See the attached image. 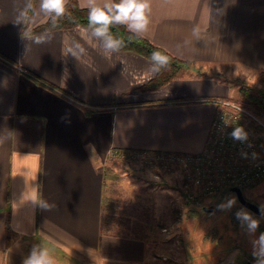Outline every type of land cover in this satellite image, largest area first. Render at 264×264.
I'll use <instances>...</instances> for the list:
<instances>
[{
	"label": "crops",
	"instance_id": "obj_1",
	"mask_svg": "<svg viewBox=\"0 0 264 264\" xmlns=\"http://www.w3.org/2000/svg\"><path fill=\"white\" fill-rule=\"evenodd\" d=\"M149 3L140 34L190 62L155 89L140 88L157 72L146 57L105 51L83 25L31 32L50 15L40 0H0V264L36 246L53 264L71 263L52 248L80 264H145L146 242L105 195V160L199 153L215 99L235 90L225 77L264 70V0Z\"/></svg>",
	"mask_w": 264,
	"mask_h": 264
},
{
	"label": "rangeland",
	"instance_id": "obj_2",
	"mask_svg": "<svg viewBox=\"0 0 264 264\" xmlns=\"http://www.w3.org/2000/svg\"><path fill=\"white\" fill-rule=\"evenodd\" d=\"M225 78L235 89L229 98L241 104L247 101L239 90L242 86L264 94L259 71ZM254 114L264 124V111ZM253 126L264 156V132L256 123ZM176 162L164 153L125 152L108 157L103 165L105 195L120 214L125 212L119 217L126 223V232L146 242L145 264H226L236 251L243 264L252 260L264 264V215L239 203L234 192L226 194V187L200 193ZM241 190L264 209V175ZM209 205L211 213L189 212ZM30 243L43 244L39 239Z\"/></svg>",
	"mask_w": 264,
	"mask_h": 264
},
{
	"label": "built area",
	"instance_id": "obj_3",
	"mask_svg": "<svg viewBox=\"0 0 264 264\" xmlns=\"http://www.w3.org/2000/svg\"><path fill=\"white\" fill-rule=\"evenodd\" d=\"M215 103L217 108L204 148L196 154H167L178 161L184 177L200 193L227 186L243 188L264 175V156L253 123L261 132L264 124L238 101L221 98ZM186 196L192 198L190 193Z\"/></svg>",
	"mask_w": 264,
	"mask_h": 264
},
{
	"label": "trees",
	"instance_id": "obj_4",
	"mask_svg": "<svg viewBox=\"0 0 264 264\" xmlns=\"http://www.w3.org/2000/svg\"><path fill=\"white\" fill-rule=\"evenodd\" d=\"M113 2L118 3L119 0H113ZM88 12H89V8L79 7L75 2V0H68L66 3V12L63 16L54 19L53 14H50L47 20L43 24L32 29L31 32L51 30L56 28H67L74 25H83L91 28L88 22ZM110 31L114 36L125 42L124 46L121 47L119 50L134 51L151 61H152L151 56L154 51H160L168 57V65L163 68H160L152 61L157 67V72L150 81H148L146 84L140 87L141 89L158 88L159 86L175 78L182 69L190 65V62L188 60L170 54L164 48L152 43L148 38H146L142 34H134L128 31V29L124 25L113 24L110 27ZM0 58L4 59V57L1 54H0ZM259 75L260 78L264 80V70H259ZM239 90L241 92V95L247 99L246 103L243 104L245 107H247L253 113H259V112L262 113L264 111L263 92L261 91L249 92L246 88H244V86L240 87ZM123 153L125 152L123 151ZM153 153L160 154L158 152H153ZM164 154H168V153H164ZM105 171L106 170L104 169L103 170L104 182L106 181L107 178L106 177L107 173ZM231 192L233 191H230V186H227L226 194H229ZM202 207L203 206H201V208L199 209L191 208L189 212L194 214H199L200 212L203 214L211 213V211L205 213L202 210ZM52 249L60 259L68 261L71 264H80L71 257L59 251L58 249L56 248H52Z\"/></svg>",
	"mask_w": 264,
	"mask_h": 264
},
{
	"label": "clouds",
	"instance_id": "obj_5",
	"mask_svg": "<svg viewBox=\"0 0 264 264\" xmlns=\"http://www.w3.org/2000/svg\"><path fill=\"white\" fill-rule=\"evenodd\" d=\"M66 3L67 0H40V7L45 13L53 14L55 19L65 14ZM88 8L89 26L93 29V35L107 52L118 51L125 44L123 40L111 33V25H124L128 31L140 34L147 31L150 22L149 0H119L118 3L110 0L103 7L96 5L95 0H88ZM151 59L160 68L168 65V57L160 51H154ZM236 134L239 135V131ZM23 264H53V261L44 249L36 246Z\"/></svg>",
	"mask_w": 264,
	"mask_h": 264
},
{
	"label": "water",
	"instance_id": "obj_6",
	"mask_svg": "<svg viewBox=\"0 0 264 264\" xmlns=\"http://www.w3.org/2000/svg\"><path fill=\"white\" fill-rule=\"evenodd\" d=\"M230 191H233L235 193L237 200L243 206H245L246 208L250 209L254 213H257V214H260V215H264V209H262L261 207H259L254 202L246 199L244 197L243 193H242L241 188H239L237 186H231L230 187ZM202 209L205 210V211H210V210H212V205L203 206ZM244 264H250V263L249 262H245Z\"/></svg>",
	"mask_w": 264,
	"mask_h": 264
}]
</instances>
